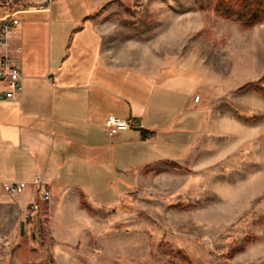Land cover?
Listing matches in <instances>:
<instances>
[{
	"label": "rangeland",
	"instance_id": "1",
	"mask_svg": "<svg viewBox=\"0 0 264 264\" xmlns=\"http://www.w3.org/2000/svg\"><path fill=\"white\" fill-rule=\"evenodd\" d=\"M217 2H109L99 27L116 56L147 73L171 64L202 82L198 143L118 201L96 192L77 209H52L50 199L28 221L11 198L0 264H264V18L243 24L216 12Z\"/></svg>",
	"mask_w": 264,
	"mask_h": 264
},
{
	"label": "crops",
	"instance_id": "2",
	"mask_svg": "<svg viewBox=\"0 0 264 264\" xmlns=\"http://www.w3.org/2000/svg\"><path fill=\"white\" fill-rule=\"evenodd\" d=\"M110 1L55 0L49 11L16 13L20 24L0 57L20 66L23 91L0 102V181L28 183L22 210L37 199V178L52 209L68 201L77 209L96 192H117L118 201L147 173L183 164L198 143L208 115L202 82L171 64L147 73L116 56L99 27ZM9 14L0 8V20ZM110 115L143 130L111 136ZM10 199L0 203V222Z\"/></svg>",
	"mask_w": 264,
	"mask_h": 264
},
{
	"label": "built area",
	"instance_id": "3",
	"mask_svg": "<svg viewBox=\"0 0 264 264\" xmlns=\"http://www.w3.org/2000/svg\"><path fill=\"white\" fill-rule=\"evenodd\" d=\"M55 0H0V8H7L10 11L8 17L0 20V51H3L9 41L11 31L20 24V19L16 13L23 8H30L40 11H49ZM0 102L10 101L23 91V78L20 66L10 57H0ZM200 101V96L195 97V102ZM106 128L109 135L114 136L121 131L133 128H141L132 119H121L110 115L106 120ZM37 185V199L23 209L24 218L28 221L34 220L39 211L41 203H46L51 199L50 191L42 185L39 178L34 181ZM28 183L23 181H0V203L5 198L18 196L27 189ZM3 234L0 224V261L3 256Z\"/></svg>",
	"mask_w": 264,
	"mask_h": 264
},
{
	"label": "trees",
	"instance_id": "4",
	"mask_svg": "<svg viewBox=\"0 0 264 264\" xmlns=\"http://www.w3.org/2000/svg\"><path fill=\"white\" fill-rule=\"evenodd\" d=\"M239 4V11L237 13H231L230 8ZM216 12L221 13L225 17H235L239 22L250 25L264 18V0H218L215 5ZM264 93V89L260 88ZM135 123L136 121L133 120ZM143 130L142 128H135ZM152 135V134H151ZM149 134L146 131H142V138H149ZM83 198V196H81Z\"/></svg>",
	"mask_w": 264,
	"mask_h": 264
}]
</instances>
